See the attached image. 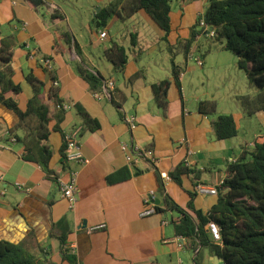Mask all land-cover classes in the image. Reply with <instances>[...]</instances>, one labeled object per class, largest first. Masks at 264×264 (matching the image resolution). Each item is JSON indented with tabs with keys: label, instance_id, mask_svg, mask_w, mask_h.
Instances as JSON below:
<instances>
[{
	"label": "crops",
	"instance_id": "1",
	"mask_svg": "<svg viewBox=\"0 0 264 264\" xmlns=\"http://www.w3.org/2000/svg\"><path fill=\"white\" fill-rule=\"evenodd\" d=\"M110 1L44 0L42 5L32 7L25 0H0L2 34H13L16 39L11 64L21 88L18 106L25 108L32 95L26 75L33 73L48 84L51 70L65 111L60 129H51L48 136L52 150L48 162L52 173L48 174L40 165L22 158L18 140L7 138L8 129L18 118L0 104V239L22 243L40 256L70 264L62 260L59 242L50 234L52 223L65 216L70 228L68 242L79 264H194L195 253L174 233L172 221L180 214L164 209L154 169L139 157V151L152 149L156 159L153 165L160 175L167 176L181 161L201 170L194 179L195 186L192 175L184 176L182 187L168 176L163 179L165 191L180 206L185 207L189 201L186 190L194 193L196 208L207 210L215 202L225 166L246 147L232 138L216 139L211 127L215 115L196 110L199 100L216 97L197 87V82L204 86L202 71L188 60L195 62L199 57L202 64L195 63L203 66L210 55L226 50L210 45L199 53L191 47L182 61L176 55L174 61L182 68L180 89L171 84L168 107L163 113L154 101L152 83L170 77L164 32L141 10L124 19L112 15L105 26H100L95 15ZM179 1L178 9L171 11L167 35L170 44L198 30L195 25L206 3ZM103 30L106 36L100 38ZM62 33L70 35V43L61 37ZM113 43L122 45L128 55L119 72L104 57V51ZM77 64L103 78L100 92L92 91L80 77ZM137 72L141 75L128 83L127 79ZM108 81L125 94L120 109L104 90ZM42 97L53 112L52 100L45 93ZM78 105L98 120L97 130L80 131ZM125 114L135 116L133 130L123 121ZM217 114L222 112L218 110ZM231 114L239 129L240 113ZM72 131L78 132L77 143L85 161L70 160L64 167L62 134ZM119 170H124L120 173L123 178L108 182L107 176ZM71 177L77 186L73 205L61 196L58 186V179ZM149 192L153 206L143 200ZM155 198L160 202L156 203ZM155 205L162 211L157 212ZM202 264L222 262L204 250Z\"/></svg>",
	"mask_w": 264,
	"mask_h": 264
},
{
	"label": "trees",
	"instance_id": "2",
	"mask_svg": "<svg viewBox=\"0 0 264 264\" xmlns=\"http://www.w3.org/2000/svg\"><path fill=\"white\" fill-rule=\"evenodd\" d=\"M32 7H38L44 0H25ZM172 0H112L100 7L95 17L100 26H105L112 15L121 19L129 18L137 11L145 12L155 24L162 29V39L166 42L169 54L170 77L152 83L154 101L165 113L168 107V90L172 83L180 89V73L182 68L174 61V57L182 54L184 58L190 53L192 43L204 31H210L200 26L202 20L207 28L211 27L214 38L224 39L222 49L236 55V65L245 72L248 83L256 87L254 95H238L244 114L251 116L256 112H264V0H206L203 13L197 19L195 26L187 38H178L170 44L167 35L171 29ZM61 37L71 42L68 33ZM134 45L135 41H131ZM16 39L13 34L3 35L0 24V104L17 115V122L10 127L7 138H14L22 145V158L40 165L46 173L52 171L48 162L52 150L48 144L51 129L59 130L64 117L63 100L59 96V88L55 84L56 77L50 70L47 82L33 73L26 75V81L32 89V95L27 99L25 108L18 106V95L21 92L15 81V70L11 60ZM76 47V43H74ZM57 48V46H56ZM104 57L115 71H122L127 62L126 49L113 43L104 51ZM77 71L90 89L94 92L102 90L103 78L88 68L76 65ZM141 72L130 76L128 83L133 82ZM52 100L54 111L51 112L48 103L42 95ZM110 101L120 109L125 94L114 87L110 92ZM196 110L203 115H215L211 127L216 139H228L238 134L234 116L217 114V102L214 99H201L196 104ZM81 117L80 131H95L99 122L81 106H77ZM123 118V117H122ZM54 121L50 126V122ZM151 149L150 147H147ZM60 153L63 166L66 160V134H62ZM157 178L158 192L164 202V209L175 211L180 216L172 221L174 233L182 237L186 247L194 255V264H202V254L207 250L212 255L221 258L222 264H264V136L254 140L251 150L244 149L235 160L225 166L223 179L216 187L215 202L207 209L196 208L193 204L194 193L186 190L189 201L185 207L180 206L164 189V180L156 167L149 161ZM124 170L116 171L107 176L108 182L119 181ZM126 172V171H125ZM201 170L188 166L185 161L179 162L170 171L168 179L182 187L184 176L192 175V181L198 178ZM128 174H125L126 176ZM195 186V182L193 183ZM155 210L162 209L155 205ZM210 223L219 227V238L210 231ZM70 228L64 216L52 223L50 234L59 242L62 260L70 264H79L68 242ZM0 264H60L54 260L40 256L22 243H14L0 239Z\"/></svg>",
	"mask_w": 264,
	"mask_h": 264
},
{
	"label": "rangeland",
	"instance_id": "3",
	"mask_svg": "<svg viewBox=\"0 0 264 264\" xmlns=\"http://www.w3.org/2000/svg\"><path fill=\"white\" fill-rule=\"evenodd\" d=\"M179 4V0H172V10H177ZM142 14L145 13L142 12ZM197 27L200 30L199 25ZM199 34L200 39L197 38L192 43V49L196 53L207 50L210 45L213 46V49H221L224 44L222 38L211 37L201 30ZM176 57L183 60L182 54H178ZM236 59V55L230 51H218L210 55L203 66H198L192 59L188 60V64H194L202 71L201 78L204 86L201 87L197 82V87L202 90L207 89L210 95L216 97L214 100L217 102V111H221L222 114L240 113L238 134L232 139L243 143L246 149L251 150L254 140L259 141L264 135V112H257L251 116L243 113L236 97L238 95H254L257 89L248 83L245 72L236 65ZM172 213L177 214L175 211Z\"/></svg>",
	"mask_w": 264,
	"mask_h": 264
},
{
	"label": "built area",
	"instance_id": "4",
	"mask_svg": "<svg viewBox=\"0 0 264 264\" xmlns=\"http://www.w3.org/2000/svg\"><path fill=\"white\" fill-rule=\"evenodd\" d=\"M200 26H204L205 29H208L206 24L201 20L199 22ZM210 35H213V32L210 30ZM100 38H104L106 36V32L105 30L101 31L99 34ZM195 62L198 65L202 64V60L199 57L195 58ZM113 83L111 81L106 82V85L104 87L105 92L107 93V95H109L110 91L113 89ZM98 95V93L96 94ZM123 121L127 124L128 128L133 130L136 127V118L134 115H127L125 114L123 116ZM77 137H78V132L77 131H72L68 134H66V160L70 161V160H78L81 162H84V158H82V154L79 150V146L77 143ZM139 157L144 158L146 160H149L152 164L156 163V159L153 156V152L152 149H141L139 151ZM161 177L167 178V176L165 174H161ZM58 186H59V190L61 193V196L63 198H65L68 203L70 205H73L76 202V190H77V186H76V181L74 179V177H71L67 180H62V179H58ZM153 196H152V192H149L147 195H145L143 197V200L145 203H150L152 206L153 204ZM152 209L148 210V212H151ZM210 231L212 233V235L215 238H219V227L217 225H215L214 223H210Z\"/></svg>",
	"mask_w": 264,
	"mask_h": 264
},
{
	"label": "water",
	"instance_id": "5",
	"mask_svg": "<svg viewBox=\"0 0 264 264\" xmlns=\"http://www.w3.org/2000/svg\"><path fill=\"white\" fill-rule=\"evenodd\" d=\"M98 9V8H97ZM210 30H212V28L211 27H209L208 28V31H210ZM48 73H46V77H48ZM44 80H46V78L44 79ZM155 202L156 203H159L160 202V200L158 199V198H155ZM214 257H215V259H217V260H219L220 262H222L223 260L221 259V258H219L217 255H214Z\"/></svg>",
	"mask_w": 264,
	"mask_h": 264
}]
</instances>
